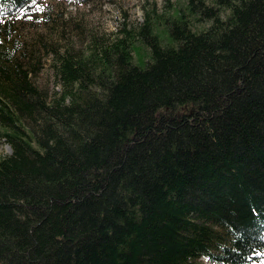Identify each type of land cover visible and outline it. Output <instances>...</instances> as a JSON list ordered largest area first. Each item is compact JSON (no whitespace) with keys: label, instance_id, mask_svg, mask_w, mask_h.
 <instances>
[{"label":"trees","instance_id":"16d2710c","mask_svg":"<svg viewBox=\"0 0 264 264\" xmlns=\"http://www.w3.org/2000/svg\"><path fill=\"white\" fill-rule=\"evenodd\" d=\"M37 1L0 0V264H261L264 0H187L166 41L151 10L86 53L48 43L50 99L18 38Z\"/></svg>","mask_w":264,"mask_h":264},{"label":"rangeland","instance_id":"374dc122","mask_svg":"<svg viewBox=\"0 0 264 264\" xmlns=\"http://www.w3.org/2000/svg\"><path fill=\"white\" fill-rule=\"evenodd\" d=\"M186 2L187 0H89L85 4L68 5L58 0H38L33 14L19 20L18 38L37 43L42 60L41 69L34 81L48 92L50 99L58 94L60 86L50 66L52 60L51 54H47L48 43L59 47L67 45L79 53H86L93 36L103 42L112 41L116 35L121 34L123 27H138L151 10L154 11L153 31L162 41H166L168 38L164 19L177 16L175 11L184 9ZM203 26V23L195 22L197 29ZM41 38L45 44L38 42ZM133 55L135 61L140 57L145 59L148 47L142 42H136ZM9 150L4 138H0V156L9 153ZM262 259L264 262V256ZM202 261L203 264H211L205 258Z\"/></svg>","mask_w":264,"mask_h":264},{"label":"snow or ice","instance_id":"6c2138e0","mask_svg":"<svg viewBox=\"0 0 264 264\" xmlns=\"http://www.w3.org/2000/svg\"><path fill=\"white\" fill-rule=\"evenodd\" d=\"M33 2H34V0H33ZM4 6V4L3 3H0V7H3ZM19 11L21 12V13H23L24 11H25V8L24 7H21L20 9H19ZM262 264H264V262H262Z\"/></svg>","mask_w":264,"mask_h":264}]
</instances>
